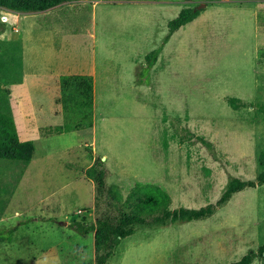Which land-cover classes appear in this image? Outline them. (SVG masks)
<instances>
[{"label": "rangeland", "instance_id": "374dc122", "mask_svg": "<svg viewBox=\"0 0 264 264\" xmlns=\"http://www.w3.org/2000/svg\"><path fill=\"white\" fill-rule=\"evenodd\" d=\"M197 15L161 44L181 8ZM264 0H66L41 11L0 7V112L34 151L0 159V264H93L92 232L115 219L133 183L158 185L169 208L213 204L229 177L254 179L264 148ZM160 46L149 65L144 55ZM92 77L90 114L73 74ZM65 75L68 88L59 84ZM237 99L235 108L227 99ZM80 125L59 134L55 125ZM103 172V188L84 176ZM6 229V230H5ZM9 229H11L9 231ZM264 242V182L209 216L135 225L105 264H227ZM249 264H264L254 258Z\"/></svg>", "mask_w": 264, "mask_h": 264}, {"label": "trees", "instance_id": "16d2710c", "mask_svg": "<svg viewBox=\"0 0 264 264\" xmlns=\"http://www.w3.org/2000/svg\"><path fill=\"white\" fill-rule=\"evenodd\" d=\"M66 0H0V7L12 11H41ZM198 13L193 8H181L177 14L166 22V33L162 37L161 44H164L170 34L179 27L190 22ZM160 46L151 49L144 55V59L151 65ZM256 63L264 66V44L256 49ZM75 90L77 91L76 107L87 110L90 114L92 103V77L89 74H73ZM59 84L62 88L69 87V81L65 75H60ZM228 105L235 108L237 99L228 98ZM257 110L264 114V103L257 106ZM80 125H74L73 129H78ZM72 128L69 125H55L48 129L47 133L59 134L67 132ZM34 151L31 139L19 140L16 134L11 115L0 112V159L20 161L26 164L32 157ZM256 162L259 168L254 179L241 180L236 177H229L223 191L213 204H206L198 208H187L179 206L169 208L170 199L167 193L158 185L152 183L135 182L128 189L123 201H120V193L115 186H109L106 193L110 199L118 204H126L127 209L119 211L118 216L110 220L107 217L97 218L93 224L73 222L72 227L78 233L92 232L93 237V264H105L111 254L112 248L117 240L123 239L133 232L135 225L160 224L165 222H185L203 219L209 216L217 207L225 204L231 195L245 188H252L264 182V148L260 149L256 155ZM84 176L90 180L96 188L97 193L102 191L103 172L88 166L84 170ZM11 229H9L10 231ZM264 260V242L256 247V250L243 254L239 259L227 264H249L254 258Z\"/></svg>", "mask_w": 264, "mask_h": 264}, {"label": "crops", "instance_id": "0c3cea01", "mask_svg": "<svg viewBox=\"0 0 264 264\" xmlns=\"http://www.w3.org/2000/svg\"><path fill=\"white\" fill-rule=\"evenodd\" d=\"M14 118L15 120L13 122L16 121V119H19L18 118V111L14 113ZM15 126V125H14ZM17 137L19 140H27L26 138L27 137V134L23 132L19 133L18 129H17ZM29 162V161H28ZM27 162V163H28ZM4 197H1L0 196V201L3 200ZM6 218V217H5ZM5 218H1L0 221L2 220H7ZM24 227V225L21 226V224L19 223L16 227H14L12 233L10 234V238L8 240H5V241H0V243H4L5 247L6 248H9L11 246H15V247H18L17 244L20 242V240H23L22 237H23V234L21 232V228ZM6 230V229H5Z\"/></svg>", "mask_w": 264, "mask_h": 264}, {"label": "water", "instance_id": "95a60500", "mask_svg": "<svg viewBox=\"0 0 264 264\" xmlns=\"http://www.w3.org/2000/svg\"><path fill=\"white\" fill-rule=\"evenodd\" d=\"M200 7V5H197L195 8L198 9Z\"/></svg>", "mask_w": 264, "mask_h": 264}]
</instances>
